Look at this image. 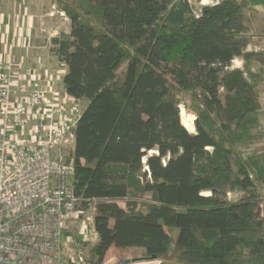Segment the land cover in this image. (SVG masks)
<instances>
[{
  "label": "trees",
  "instance_id": "obj_1",
  "mask_svg": "<svg viewBox=\"0 0 264 264\" xmlns=\"http://www.w3.org/2000/svg\"><path fill=\"white\" fill-rule=\"evenodd\" d=\"M54 1L70 31L52 38L50 54L66 71L65 92L86 101L70 149L80 210L120 213L123 202L147 211L127 221H174L176 239L144 228L129 246L163 262L264 264V151L252 149L264 51L249 50L264 43L261 13L247 0L200 15L189 0ZM182 93L194 133L181 119ZM118 245L101 232L87 263L119 259L129 244Z\"/></svg>",
  "mask_w": 264,
  "mask_h": 264
},
{
  "label": "built area",
  "instance_id": "obj_2",
  "mask_svg": "<svg viewBox=\"0 0 264 264\" xmlns=\"http://www.w3.org/2000/svg\"><path fill=\"white\" fill-rule=\"evenodd\" d=\"M52 83L37 67L0 63V264H64L65 231L81 215L70 149L82 109Z\"/></svg>",
  "mask_w": 264,
  "mask_h": 264
},
{
  "label": "rangeland",
  "instance_id": "obj_3",
  "mask_svg": "<svg viewBox=\"0 0 264 264\" xmlns=\"http://www.w3.org/2000/svg\"><path fill=\"white\" fill-rule=\"evenodd\" d=\"M59 10L57 6H55V11ZM263 15V14H262ZM264 16V15H263ZM54 17V19H56ZM62 19L61 23H63V26L61 28L60 21L53 20V24H57L58 27H60V30L62 31H68L69 27V21L65 20L64 17H60ZM64 19V20H63ZM250 51H264V43H260L259 45H252L249 47ZM11 51V50H10ZM34 51V50H32ZM31 51V52H32ZM36 51V50H35ZM38 52V51H37ZM49 52V54H48ZM264 53V52H263ZM35 63L27 65L24 63V61L20 60L19 63L23 64L27 67H37L39 69H42L48 73V76L52 78L54 83H52L55 90H57L60 93H65V90L63 88L62 84V77L64 73L66 72L65 69L60 65L52 55L50 54V51L48 50L47 46L44 48V50H39L38 55H35ZM237 61H233V67L234 68H243V61L240 59H235ZM263 95H264V87H263ZM262 95L261 102L263 104V110L260 114V123L261 126L254 131V135L256 137V141L254 145L252 146V149L257 151H264V96ZM181 119L184 124V126L192 133H194V122L196 119L195 113L191 107V98L190 94L182 93L181 94ZM86 105V101H81L78 106L79 108L83 109ZM250 152H247V156L250 155ZM251 178H255L254 175H251ZM260 203H262L264 199V186H260ZM208 194V193H206ZM228 197L231 198H237L236 195L233 193H229ZM121 211L120 213H109V212H101L98 210L95 204L92 205L88 210L81 211V215L79 216V219L76 221H73L70 224V229L65 231L63 240L66 245V249L69 251L70 255H75L78 253V251L83 252L82 261L80 264H88L87 259L91 255L92 248L94 247L95 238H98L101 232H104L105 234L109 235L114 242V246L112 249L116 247H121L118 245L119 243L129 244L128 247L125 249H122V253L119 256V259L125 260V259H133V258H140V257H147L150 255L149 251L143 247L140 246H132L129 247L130 244H141L143 240L141 239L140 233L144 228L148 229L149 232L151 231V236H153L155 239H167L169 236H171L172 239H176L178 236V231L172 232L171 230H168V226H176L174 224V221H169L168 223L164 221V223L154 224L149 221H145L144 223H138V222H131L126 220V216L130 215L133 211L140 212L143 215H146L147 211L144 210V208L137 206L134 208H127L125 206V203H120ZM176 222V221H175ZM160 227V229L155 228ZM170 233H169V232ZM140 238V239H139ZM141 242V243H140ZM113 253H117L114 251ZM69 255V256H70ZM118 257V255H117ZM68 259V258H67ZM68 264V263H67ZM130 264H170L168 262H163L162 259H157L154 261H140L136 263H130Z\"/></svg>",
  "mask_w": 264,
  "mask_h": 264
},
{
  "label": "crops",
  "instance_id": "obj_4",
  "mask_svg": "<svg viewBox=\"0 0 264 264\" xmlns=\"http://www.w3.org/2000/svg\"><path fill=\"white\" fill-rule=\"evenodd\" d=\"M221 1L189 0V3L195 15H200L203 7ZM247 1L264 15V0ZM55 6L54 0H0V63L22 60L27 65L33 64L39 50L47 46L50 51L52 38L69 33L70 23L68 31L60 30L57 26L59 23L53 24V20L60 21L62 28V16L69 21L64 12L55 11ZM141 215L145 216L143 213ZM68 254L69 251L65 249L64 264L68 263Z\"/></svg>",
  "mask_w": 264,
  "mask_h": 264
},
{
  "label": "water",
  "instance_id": "obj_5",
  "mask_svg": "<svg viewBox=\"0 0 264 264\" xmlns=\"http://www.w3.org/2000/svg\"><path fill=\"white\" fill-rule=\"evenodd\" d=\"M157 259H158L157 255L152 254V255H149L147 257H140V258L137 257V258H133L131 260H126V261H124V263L130 264V263H136V262H140V261H152V260H157Z\"/></svg>",
  "mask_w": 264,
  "mask_h": 264
}]
</instances>
